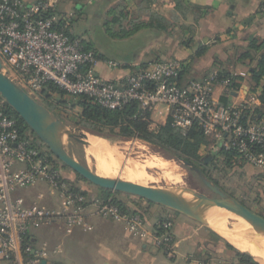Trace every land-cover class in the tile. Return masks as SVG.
Wrapping results in <instances>:
<instances>
[{
	"label": "built area",
	"instance_id": "1",
	"mask_svg": "<svg viewBox=\"0 0 264 264\" xmlns=\"http://www.w3.org/2000/svg\"><path fill=\"white\" fill-rule=\"evenodd\" d=\"M58 0H0V59L4 71L37 98L52 82L71 95H86L116 110L136 101L151 113L166 105L172 125L187 134L197 127L235 149L245 164L264 172V121L247 112L249 103H222L235 90L230 76L214 70L200 78H185L187 63L177 59L139 63L124 69L71 36L55 16ZM117 72L108 78L101 67ZM45 189L35 198L23 193ZM44 203H42V201ZM123 222L135 236H150L168 258H175L173 224L161 220L149 232L140 213H128L97 196L76 192L62 169L43 148L23 138L15 118L0 101V264H48L49 245L37 232L42 228L93 230L90 211Z\"/></svg>",
	"mask_w": 264,
	"mask_h": 264
},
{
	"label": "crops",
	"instance_id": "2",
	"mask_svg": "<svg viewBox=\"0 0 264 264\" xmlns=\"http://www.w3.org/2000/svg\"><path fill=\"white\" fill-rule=\"evenodd\" d=\"M127 1L133 0H58L54 13L58 16L59 24L71 36L81 38L84 47L119 62L125 70L139 63L177 59L187 63L185 78L188 79L200 78L214 68L244 76V72H249L255 61H238V51L254 37L263 42L264 49V13L258 11L264 0H182L183 12L176 8L175 0H160L153 4V10L164 17L166 28L146 27L130 36L117 37L120 40H135L138 47L126 60L112 57L102 50L85 26L89 19H94L99 25H107L113 20L112 10L118 7L119 2ZM134 2L140 5L137 0ZM146 6L147 3L143 2L140 7ZM146 17L143 15L141 20H147ZM125 26L129 28L130 24L125 23ZM118 28L115 26L113 29ZM200 45H208L209 49L191 62V57ZM100 71L108 78L117 75L116 71L103 66ZM247 79L241 80L240 86L226 96L228 103L247 102L252 107L260 105L259 90L252 91L251 79ZM215 96L220 101L225 97L220 88L216 90ZM152 121L153 126L166 122L156 120L154 114ZM204 149L205 146L201 153ZM208 158V162H219L218 165L209 163L207 172L211 177L215 178L213 170L218 173L220 180L225 171L227 173L233 168L237 171L246 170L249 176L247 184L254 190L252 194L257 192V199L264 196V172L244 163L242 166L236 163L227 167L223 156L219 154L214 159L211 156ZM218 184L224 188L221 182ZM43 188L31 191H37L39 195L45 191ZM88 191L95 196V192ZM121 199L131 209L142 211L149 232L161 220L172 222L173 245L177 251L175 258H168L150 236H135L123 222L103 218L91 209L89 221L94 228L90 232L80 228L60 230L56 227L42 228L37 232L38 237L49 245L51 256L48 264H242L238 253L243 251L210 224L198 222L137 196L129 195Z\"/></svg>",
	"mask_w": 264,
	"mask_h": 264
},
{
	"label": "trees",
	"instance_id": "3",
	"mask_svg": "<svg viewBox=\"0 0 264 264\" xmlns=\"http://www.w3.org/2000/svg\"><path fill=\"white\" fill-rule=\"evenodd\" d=\"M143 2H146L147 6L142 9L143 11L141 14H136L130 9H127L126 11V7L122 6H120V9H118V7L113 9V20L108 23L107 26H109V28L111 26H113V28L118 26L119 28L117 30L109 29V32H112L116 37H127L146 27L165 29L166 26L164 25V17L156 10H153V4L159 3L160 0H137V3L140 5ZM175 3L176 8L179 9L180 12H183L182 0H175ZM144 11L147 12V20H141V18L143 19ZM258 11L264 13V1H262ZM125 23L130 24V27L126 28ZM85 48L90 49L89 47ZM208 49V45H200L191 57V62L195 58L201 57L205 54ZM237 55L238 61L242 62L247 59L255 61V65L250 67L249 73L252 82V91L259 90L258 99L260 105L258 107L251 108L247 112V115L252 113V118L264 121L263 42L259 38L254 37L249 40L246 46L238 51ZM187 70L188 68L186 67L183 73L184 75H187ZM214 70L219 71L224 77L230 76L233 81V89H237L240 86V82L242 80L241 76L219 68H214L210 72ZM38 97L51 110L73 126L80 127L108 140L131 138L144 140L160 148L165 156L186 161L192 165L200 167L205 173H207V175L209 174L207 172V164L209 165L210 163L208 162L209 158L201 153L202 147L208 145L209 137H207L202 130L197 127L192 128L187 134H183L172 125L169 117L164 124L153 126L152 113L149 110L142 109L140 104L136 101L126 104L121 109L110 110L86 95H71L52 82L44 85ZM221 102L224 104L228 103L226 96L222 98ZM3 103L5 112L16 119L21 136L23 138L31 139L35 145L44 148L32 139L31 135L33 132H29V127L20 118V116L6 102L3 101ZM76 108H79L77 112H75ZM45 152L51 156L48 150H45ZM217 154L223 156V162L227 167H231L236 163V165L242 166L244 163L243 159L240 158L238 151L235 149H225L220 143L218 149L211 150L210 153L212 159H214V156ZM51 158L53 159L52 156ZM53 160L55 164L60 167V165H58L60 161L56 159ZM61 167L64 169L65 166L61 163ZM186 168L189 169V167ZM76 175L81 177L78 173H76ZM209 177L218 184L219 181L216 178H213L210 175ZM63 178L67 182L71 183L76 192L82 193L85 196H92L88 190L78 187L74 183L75 181L66 176L64 173ZM119 195L120 192H115L101 187H99L98 193L95 194V196L103 199L104 201L119 206L124 212L140 213L144 216L142 211L131 209ZM238 255L242 264H258V262L244 252H239Z\"/></svg>",
	"mask_w": 264,
	"mask_h": 264
},
{
	"label": "rangeland",
	"instance_id": "4",
	"mask_svg": "<svg viewBox=\"0 0 264 264\" xmlns=\"http://www.w3.org/2000/svg\"><path fill=\"white\" fill-rule=\"evenodd\" d=\"M120 6L126 7L127 9H130L131 11L135 12L136 14H141L142 13V8L140 7L141 5H136V3L133 1H127L125 2H119L118 4V9H120ZM144 15H147V12H143ZM57 19L58 16L56 15ZM85 29L88 31V33L93 37V39L102 47V50L105 51L106 53L110 54L112 57H116L118 59H127L130 58V55L134 53L137 50V41L135 40H120L112 32H109L110 30H114L113 26L109 28L107 25H99L97 24V21L94 19H89ZM244 76L242 77V80L247 78H250V73L249 72H244ZM247 79V80H248ZM1 101H4L0 97ZM5 102V101H4ZM79 108L75 109V112H77ZM152 114H154V117L156 120H167L168 118V111L166 110V105L163 103H160L155 106L154 110L152 111ZM70 127L74 128V132H70ZM68 128V131L64 133V145L66 150L68 151L69 154L74 156L76 159H78L80 162L87 164L92 170L97 171L100 174L109 176V174H105V171H102L101 169H108V165L110 166L111 163V157L108 154L110 150L118 151V157L119 159V167L117 168V172L115 174L110 175L109 177H115V178H123L121 175V171L123 170L124 166V161L126 160V157L129 156L131 159H135L138 162L145 163V162H156L155 159L157 158H165L169 160H174L175 162L178 163L182 178L181 180L174 181L168 179L164 176L160 168L157 166L154 167H149L146 166L145 173L147 178L145 181H139V180H129L133 182H140L145 185H152L155 187H170V186H189L192 185L194 187H197L198 190L211 194V192L202 185L200 180L198 179L197 175L194 172H191L188 168H186L182 162L178 161L177 159L174 158H169L168 156H165L163 151L158 148L157 146L152 145L149 142H146L144 140L140 139H119V140H108L104 139L100 136H94L91 132L82 129L77 126H70ZM29 132L31 133L32 131L29 128ZM32 139L37 143L42 145L44 150H48L53 157V159H56L60 161L50 150L49 148L41 141V139L36 135L32 134ZM94 136V137H93ZM94 139H91V138ZM91 139V140H90ZM83 141V142H82ZM99 143V144H98ZM220 141L215 137H209V143L207 146H205V149L203 150V155H205L207 158L211 153V150H217L219 146ZM89 147V148H87ZM131 147V148H130ZM133 147V148H132ZM106 149V150H105ZM93 151V152H92ZM142 153V154H141ZM150 153V154H149ZM121 155V156H120ZM155 155V156H154ZM154 156V157H153ZM162 156V157H161ZM157 157V158H156ZM155 158V159H154ZM216 158V156H214ZM210 159V158H209ZM208 159V160H209ZM106 160V161H105ZM150 160V161H149ZM61 162V161H60ZM59 162L58 165L61 167V163ZM103 162V167L101 166ZM210 163H213L215 165H218L219 162L212 161ZM63 164V163H62ZM64 165V164H63ZM65 166V165H64ZM105 166V167H104ZM208 166V164H207ZM111 167V166H110ZM156 167V168H155ZM62 168V167H61ZM99 168V170H98ZM220 168V166H219ZM218 168V169H219ZM105 169V170H106ZM63 173L68 176L69 178H72L74 183L81 188H84L86 190L93 191L95 193H98L99 187L91 183L90 181L78 177L76 173L70 169L69 167L65 166L64 169L62 168ZM246 170L243 171H237L233 168L231 171H228L223 176V178L220 180L218 179V173L213 170V175L215 178L217 177V180L223 184L224 189L228 190L231 195H234L237 197V199L241 200L244 204H246L248 207L253 209L254 211L258 212L259 214L264 215V196L263 197H258L256 198L257 192L252 194V191L254 190L251 188L250 185L247 184L248 180V173L245 172ZM119 172V173H118ZM221 172V170H220ZM209 175V174H208ZM164 176V177H163ZM222 177V176H221ZM165 179V180H164ZM72 181V182H73ZM174 181V182H172ZM186 181V182H184ZM182 182V183H181ZM188 182V183H187ZM177 183V184H176ZM256 186V185H255ZM257 187V186H256ZM259 190L258 188H256ZM255 189V190H256ZM261 189V188H260ZM41 191V190H40ZM37 191H27L23 193V195H27L30 198H35L37 199ZM39 196V195H38ZM121 198L126 197L127 194L120 193L119 195ZM38 201V199H37ZM42 201V200H41ZM44 203V201H42ZM211 211H208L210 213ZM42 233V232H41ZM43 236H45L42 233ZM235 246V245H234ZM237 247V246H236ZM238 248V247H237ZM253 258V257H252ZM254 259V258H253ZM256 261V259H254ZM257 262V261H256ZM260 264V263H258Z\"/></svg>",
	"mask_w": 264,
	"mask_h": 264
},
{
	"label": "water",
	"instance_id": "5",
	"mask_svg": "<svg viewBox=\"0 0 264 264\" xmlns=\"http://www.w3.org/2000/svg\"><path fill=\"white\" fill-rule=\"evenodd\" d=\"M0 97L20 116L30 130L41 139L65 166L94 185L143 198L202 223H208L207 212L211 211L213 206H217L228 211L234 219L245 222L250 228H258L264 231V215L254 211L235 196L231 195L219 184L214 182L200 167L186 161L178 160L197 175L202 185L211 194L204 193L192 185L187 187L170 186L159 188L125 180L120 177H109L92 170L87 164L80 162L69 154L65 148L64 133L72 125L51 110L39 98L15 82L4 71V65L1 59ZM74 130V128L70 127L71 133ZM94 136L98 135L94 134ZM243 252L253 257L249 252Z\"/></svg>",
	"mask_w": 264,
	"mask_h": 264
},
{
	"label": "bare ground",
	"instance_id": "6",
	"mask_svg": "<svg viewBox=\"0 0 264 264\" xmlns=\"http://www.w3.org/2000/svg\"><path fill=\"white\" fill-rule=\"evenodd\" d=\"M108 154L111 157V163H110L111 167L108 165V169H106L107 167L104 166L106 170L105 169L104 170L101 169V170L105 171V174L107 173L110 176L115 174V172H117L116 170L120 165L119 164L120 157H118L119 152L115 151V149L112 151L110 150ZM155 160H156L155 163L154 162L149 163L148 161L145 163H141L127 156L126 160L124 161L125 164L123 166V170L121 171V175L123 176L122 179L145 181V179L147 178L145 169L146 166L150 164L149 167L157 166L158 168H160V170L162 171L164 176L168 179V181L169 179L178 182L181 180L182 174L177 162L165 158H157ZM101 166L103 167V162ZM207 222L216 231L221 233L225 237V239H227L231 244L237 246L238 249L242 251L249 252L260 264H264V231L263 230L258 228L255 229L250 228L249 226H247L245 222L234 219L228 211L217 206H213L211 212L207 214Z\"/></svg>",
	"mask_w": 264,
	"mask_h": 264
}]
</instances>
